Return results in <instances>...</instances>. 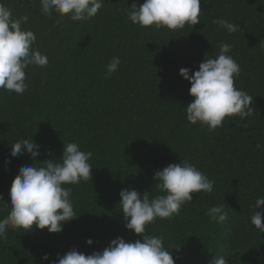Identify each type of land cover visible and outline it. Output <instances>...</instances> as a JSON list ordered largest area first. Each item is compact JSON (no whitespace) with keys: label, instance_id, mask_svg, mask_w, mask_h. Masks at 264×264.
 <instances>
[{"label":"trees","instance_id":"trees-1","mask_svg":"<svg viewBox=\"0 0 264 264\" xmlns=\"http://www.w3.org/2000/svg\"><path fill=\"white\" fill-rule=\"evenodd\" d=\"M0 3L14 17L29 16L23 27L34 32L35 47L49 58L46 68L26 70L29 88L22 96L0 93V218L10 211L5 203L12 180L34 163L28 155L11 157L18 140L33 137L41 145L38 166L59 159L63 142H77L92 153L93 168L92 181L67 186L78 219L60 233L35 226L32 232L9 230L0 241V264H49L41 259L45 254L55 260L76 248L90 255L117 237L142 240L125 228L120 191L158 194L155 171L183 159L215 181L214 191L194 193L178 216L156 219L147 234L164 238L174 259L179 257L176 264H210L220 255L229 264H264V234L250 220L256 199L264 197V0H201L200 23L176 31L133 25L125 14L133 0H104L88 22L42 15L40 0ZM220 18L240 30L229 35L213 23ZM221 43L233 46L230 55L241 69L234 86L254 96L255 113L243 121L226 118L223 127L209 131L186 119L193 97L179 70H199ZM114 56L121 60L119 69L106 78ZM216 205L228 212L223 224L206 215ZM242 219L245 232H231Z\"/></svg>","mask_w":264,"mask_h":264},{"label":"clouds","instance_id":"clouds-1","mask_svg":"<svg viewBox=\"0 0 264 264\" xmlns=\"http://www.w3.org/2000/svg\"><path fill=\"white\" fill-rule=\"evenodd\" d=\"M203 3L207 4V0ZM103 4L104 0H40V12L48 17L55 13L73 22H88L97 16ZM125 14L133 25L141 28L182 30L186 25L192 27L200 23L201 0H144L142 4L133 0ZM28 21L29 16L14 17L12 10L0 3V93L22 96L29 88L26 70L49 65L48 56L35 47L37 36L23 27ZM213 23L229 35L240 30L238 23L223 18ZM232 47L229 43H221L215 57L206 58V54L199 70L191 75L188 68L179 70V75L191 85L189 95L193 100L185 107L186 119L191 124L215 131L223 127L226 118L238 116L243 121L255 113L254 96L234 86L241 69L230 55ZM120 63V58L115 56L108 62L106 78H111ZM261 147L259 143L256 145L258 150ZM40 149L41 145L33 137L11 145V157L28 155L34 163L21 167L11 182L10 203H5L6 207L8 204L11 207L8 215L0 218V241L7 239L9 230L32 232L34 226L39 230L47 229L50 234L60 233L65 223L78 219L71 199L72 188L67 186L92 181L93 168L89 163L92 153L82 151L77 142H63L59 159L45 160L38 166ZM153 181L158 193L154 196L148 191L141 194L128 188L119 193L125 228L142 240L126 242L123 237H117L102 251L90 255L72 248L63 256L57 254L55 260L47 254L41 259L49 264H176L179 257L174 259L173 248L168 250L162 236L147 234L146 230L156 219L178 216L183 205L193 202L194 193L212 194L215 181L186 159L155 171ZM262 205L264 197H258L250 220L264 234V212L258 211ZM206 215L216 224H223L229 218L224 205L210 207ZM86 243L92 245L93 240L89 238ZM210 264H229V261L220 255Z\"/></svg>","mask_w":264,"mask_h":264},{"label":"rangeland","instance_id":"rangeland-1","mask_svg":"<svg viewBox=\"0 0 264 264\" xmlns=\"http://www.w3.org/2000/svg\"><path fill=\"white\" fill-rule=\"evenodd\" d=\"M246 228V222L244 219L240 220L236 226L230 227L231 232L244 233Z\"/></svg>","mask_w":264,"mask_h":264}]
</instances>
